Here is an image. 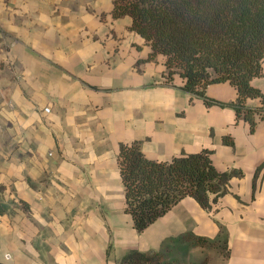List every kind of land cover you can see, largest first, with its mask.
Returning <instances> with one entry per match:
<instances>
[{"label": "crops", "instance_id": "0c3cea01", "mask_svg": "<svg viewBox=\"0 0 264 264\" xmlns=\"http://www.w3.org/2000/svg\"><path fill=\"white\" fill-rule=\"evenodd\" d=\"M114 1L0 0V261L119 264L138 249L209 264L216 249L223 264H264V122L252 131L234 108L167 82ZM252 83L264 91V76ZM206 95L229 103L237 90ZM133 141L158 160L207 148L218 170L240 174L210 209L186 197L138 232L118 162Z\"/></svg>", "mask_w": 264, "mask_h": 264}, {"label": "trees", "instance_id": "16d2710c", "mask_svg": "<svg viewBox=\"0 0 264 264\" xmlns=\"http://www.w3.org/2000/svg\"><path fill=\"white\" fill-rule=\"evenodd\" d=\"M115 18L129 16L130 28L151 46L150 59L163 57L164 78L204 98L206 104L235 109L255 130L264 122V91L252 80L264 76V0H115ZM229 82L236 100L225 103L209 98L206 89ZM249 99H258L256 107ZM225 142L233 144L229 138ZM212 150L149 158L139 141L120 145L118 162L127 208L134 228L143 232L186 197L210 209L226 191L237 170L220 171ZM196 246L216 248L217 241L189 234ZM0 264H4L0 261ZM119 264H181L160 251L130 250Z\"/></svg>", "mask_w": 264, "mask_h": 264}, {"label": "rangeland", "instance_id": "374dc122", "mask_svg": "<svg viewBox=\"0 0 264 264\" xmlns=\"http://www.w3.org/2000/svg\"><path fill=\"white\" fill-rule=\"evenodd\" d=\"M194 251H195L194 255L199 254L200 257H202V253H203L202 250L196 249ZM204 254H205V256L208 255L209 264H223V262L221 261V259L218 256L219 253L216 249L205 250ZM196 264H198L197 261H196Z\"/></svg>", "mask_w": 264, "mask_h": 264}, {"label": "built area", "instance_id": "2783aa9c", "mask_svg": "<svg viewBox=\"0 0 264 264\" xmlns=\"http://www.w3.org/2000/svg\"><path fill=\"white\" fill-rule=\"evenodd\" d=\"M45 110H46V111H49L50 109H49V108H46Z\"/></svg>", "mask_w": 264, "mask_h": 264}]
</instances>
